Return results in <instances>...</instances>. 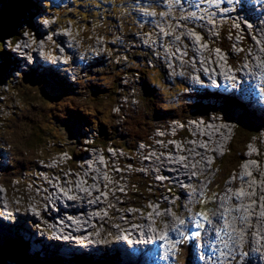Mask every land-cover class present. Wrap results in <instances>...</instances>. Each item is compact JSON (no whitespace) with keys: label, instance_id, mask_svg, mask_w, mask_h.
<instances>
[{"label":"rangeland","instance_id":"obj_1","mask_svg":"<svg viewBox=\"0 0 264 264\" xmlns=\"http://www.w3.org/2000/svg\"><path fill=\"white\" fill-rule=\"evenodd\" d=\"M6 1L7 2L0 0V5H3V3H6L5 4L6 7L7 8L10 7L9 10L16 8V12H17L18 9H21V7H23V4H20V3L16 2L15 0L14 1L6 0ZM34 1H36L35 3H37V6H35L33 9H31L33 15H30L29 12L26 11L27 10L26 9L24 12H20L18 14V16L14 19L16 22V23H14V24H16V27H20L19 32L21 31V37H22L20 43L21 44L23 43V40L25 37L27 38L28 41H32V42L31 43L28 42L29 44H27V43L23 44L22 49L19 47V45L21 46V44L16 45L15 46L16 48H14L12 50L18 51L21 56L23 54L28 56V55H31L33 53V55L36 58L35 63L37 66H39V64L37 63L38 58H40L39 56L45 58L46 55L39 52L38 53L39 56H38V55H36V52L40 51V49H41L40 46H42V43H44V42H41L40 40L33 41L31 38L27 37L28 34H32V31L30 30L31 28L29 26L31 25V27L34 26L35 28H37V30H38L37 32H39L37 34V32L35 31L37 36H39L40 38H43V34L45 33L46 29H48L51 24H56V26L58 28H62L63 30H61L57 33H54L55 32V29H54L52 32H50V40L55 39V37H56L55 35H59L61 33H64L67 35L65 37L66 43L70 46L71 50H73L75 52L78 49L81 50V53H82V54H80L81 59L86 58L83 56V54H85L86 56H91L92 51H90V50H94L93 51L94 54L92 57L96 56V53L102 54V53H105L107 51L108 61L103 60L104 62L102 64H100L99 66L97 64L96 67H93V68L89 67V68H87L86 72L80 74V82H81L80 85H82V87H84V85H85V87L89 86V85H99V87L102 89L99 96H97V98L92 97V96H87V91L85 89L80 94H77V90H75L72 94L70 87L68 85H67L66 94L64 96L60 95V93H59V95H57V93L55 91H58V90L53 89L47 80L45 82L43 79H39L38 77H37V80H35L33 78H29V79H25V81H24L23 77L19 76L17 79L15 78L13 80L14 82H12V85H13L16 82V80H19L15 86H12L10 82L5 83V80L0 81V83H5V84L0 85L1 86L0 92L2 91L4 94L3 96H0V111H1L0 112V144L4 145L3 148H7L8 149L7 151L15 152V154L20 153L22 147L18 146V148H17L15 146V148H14L13 143L8 144L6 138H8V140L12 139V141L14 142L15 145L17 143L19 144L20 142H22L23 139H24L23 140V143H24L25 140L28 141V133H27L28 130L33 128L32 131H34L37 128V127H32L31 125L38 124L41 127H44L46 134H47V135H45V138L46 137H52L54 140H56V139H58V136L57 137L54 136L53 133L54 134L60 133L59 135L61 137H63V139H65L64 151H69L71 153V156H69V158H71L74 155L73 161H70V162L68 161L69 162L68 166H73V165L75 166V164H76V166L73 167L74 170L71 172V174H69V172L67 170L68 166L66 165V162L64 161L65 158H63L66 154L64 151H62L61 153L54 155V158L58 157L57 159H54L51 162H42V163L38 162L36 165V161L31 160L32 157L34 156V152H32L33 148H30V149H28L29 153H28V156L26 158L28 160H31L27 164L28 168L22 169V170H20V169L17 170L16 175H14V173L11 172V170H9L8 172H4L3 171L4 169L0 170V188H1L0 190L2 191L1 195L4 199L3 201L6 202L5 204L8 205V208L9 207L13 208L14 212L17 214V217H18V219H17L18 224H16L17 222L14 220H13L14 223L10 222L13 224L12 226L8 222L5 223L4 230L0 232V246L5 245L4 243L8 244L11 240H13V238L16 236V233H17V235L20 234L18 232L14 233V231H13L14 228L16 229L18 227V225L22 227V232L25 233L24 236L32 234L31 229L33 230L35 236H38V233L36 234V232L34 231L35 225L33 224L34 222L32 220H34V221L36 220V222L41 220L42 222H44V219L39 215L41 210L34 209L35 205H40V208L42 209V211L46 212V216L51 215L50 213H48V208L50 206L48 200H49L50 194L49 193L44 194V193L40 192L41 190H43L42 188H46L45 185L40 188L38 186L41 184L40 182H42V183H44V181L48 182V185H47V189H48L53 184L60 183L61 179L63 177H71L73 174H78L80 180H86V175L84 176L85 173H83L79 168L84 163L81 162V159H77V161L82 163L80 165H78V163L75 161V155L77 157H80L81 155H83L84 152H86L84 149H82V150L78 149L79 148V146H78L79 141H80V143L84 142V141L80 140L78 138L76 139L72 133L69 134L66 126L64 124L56 121V119L53 116H50L47 120L43 119V117H44L43 115L49 114L50 113L49 111H51V110L53 111V113H55L54 116L65 115L66 113L69 112L67 110L68 106L70 107L71 101H74V100L84 101V103L81 102L82 107H85V108H87V110L92 111L93 114H96L97 110H100L102 113L101 116H99L100 120L104 121V123H106L108 125L111 124L112 127L116 128V130H114V137L110 138L108 145H115V146L116 145H118V146L127 145V146H131V147H135V149H136V150H134V152L132 154L131 153L125 154V153L121 152L120 154L118 153L116 156L112 152V150H114L116 148L115 147L109 148V151L111 152L110 155L112 157L111 161L116 162L117 158H120L119 159L120 161L124 160V161H122V163L125 162L124 164L128 163V165L126 167V170H124L123 173H119L116 169H113V166H112V170L109 169V172H110L109 176H114L115 175L114 173H116L118 176H116V180L115 179L113 180V182H116V184L114 185L115 187L110 186L109 192L111 193L112 198L110 200V203H108L105 211H107L108 207H109L110 209L114 208L116 211H121V212L119 213L118 217L116 216L117 223L115 221L116 220L115 216H112L111 214H109L108 216L110 218V221L109 220H106L104 222L96 221L92 224V225L98 227L99 231L98 232L97 231L92 232L91 236L99 237L100 240L101 239L104 240V239H106V237L108 235L109 236L113 235L112 233H113V230L115 228H119L118 227L120 224L119 219H122L121 221L126 220V215H125V213H127L126 211H128V213L134 212V211H132V208H130V207L127 208L128 205H131V204H133L134 206L139 205L140 208H138V211H135L136 214L139 216L141 214L140 210L142 207L143 208H149V209L151 207L154 208V206L157 204L156 199L161 200V198H162V197H160V194H161L160 192H162V188H163L162 183H155L154 180H153V182H151V178L153 179V176H151V175L149 176L150 172L148 171V169L146 167H144L143 165L139 164V162L141 160H145V159H148L150 157L147 156L146 158L142 159L141 156H138V154H140V153H138L139 152L138 149L140 147L141 148H143V147L141 144H139V143L135 144L133 142L132 134L138 133V132H143V131H146L147 129H151L152 127L158 125L159 123H163L162 125H165V124H167V122H168L167 118L170 115H171L170 117L176 116V117H180V118L188 116V114H181L180 113L182 108H180L178 105H180L182 103L181 97L183 98L184 97L183 95L189 92L186 90V88L195 90V88L192 86L197 87V85L199 84V83L191 84L188 82V78L186 75H184V76H182L181 74L178 75L177 72L173 71L172 68H173L174 64L183 60L182 57L179 56V59L177 58L176 60H173V62H167V57L169 56V59H170V57L172 56L170 50L171 49L175 50V54L177 55L179 48L174 47V46L175 45L181 46V44H179L176 41L177 39L174 40L173 36H170L171 42L169 43V46H170L168 48L169 50H167L163 46L162 39H160L159 37H158L157 41H154V42L148 44V41L151 42V39L154 40V37H151L150 40L144 39V38H147V28H149L148 26H151V24H147L146 27L141 29V35H140L139 40H138L139 42L135 41V39H133L135 36L137 37V29H140L141 27L144 26L143 23H139V21L137 20V17L142 15L144 18L148 17V18H152L153 20H155L154 16H156L158 19L160 17V18H162V22H163V24H165V26H170L171 25L170 23L177 24L179 26L174 27L175 31L177 30L176 32H182L181 27H185V31H187V33L189 34V32H196V31L200 30L197 27L198 25L196 23H198V21H201V20L204 22V25H209L210 27H212V25L210 23L213 22L214 20L211 19L210 17H208V14H209V12L210 13L211 12L216 13V10H210L209 11L207 5H205L201 10H199V8H197V7L192 9L189 5H183L182 9H183V13L185 14V19H182V17L180 16V18L182 19L181 22L184 23L183 24L179 21L180 19L176 15V11L179 12V9L181 8V5L183 4L182 0H181V3L178 0H152L153 3H143V4H146L148 6L147 8H150V12L146 11L145 15H143L145 13V10H143V9L141 10L139 8V6H137L138 1H134V0H98V2L96 0H89V1L88 0H61V2L63 3L62 7H64V9L62 11H59V12H61L60 18L58 19V18L53 17L49 21L50 25L48 26V24H47L48 27L46 28L45 26H43L41 24L43 21V17H40V19H38V16L34 17V14H35L36 10L41 9L40 7L43 8L42 11H40V13L46 14L47 10L44 9V4H47V3L52 2V1L51 0H38V1L34 0ZM197 1L198 2H196V4L200 6L201 0H197ZM83 2H84V4H83ZM246 2H248V1L246 0ZM56 3L58 4V1H56ZM154 3L157 5H154ZM217 3H219V2L217 1ZM217 3L215 2L216 5H217ZM241 3L242 2H240V0H239L238 4H237L238 6L236 8H239L240 10H242L243 3L242 4ZM179 4H180V6H179ZM205 4H206V2H205ZM240 4H241V6H240ZM224 6H226V11L227 10H229V12L231 11V7L229 6L228 3H226ZM7 8H3V10H6ZM147 8H145V9H147ZM243 9L245 10V8H243ZM71 12H73V14H71ZM219 12L221 15H224L223 6L219 8ZM173 14L175 17L172 18L171 16ZM149 16H151V17H149ZM92 18H94V22L91 21ZM138 18H140V17H138ZM191 18H193V19H191ZM241 18L242 19H239V15L235 13V14H232L231 17L227 16V17L223 18V20H219L218 23L213 22L216 26L221 27V28H225V31H227L226 45H228V42L230 43L231 55H229V56L233 60V63L231 62V60H229V63H232L233 66H235V65L239 66L245 60V58H246L245 56L247 53L246 54L244 53L243 55L238 56V51L240 53H242L244 50L243 49L240 50V48L236 51L233 50L234 46H236L235 45L236 41L230 42V36H231L230 32H232V27L236 28V30L242 31L244 34H246V42H248V44L245 43V46L247 47L246 52L251 53L252 50L249 51L250 50L249 47H252V46H250V45L256 44L257 48H259L260 50L263 49L262 51L264 53V40H263L264 28L263 29L260 28L261 24L256 25V29H254V31H256L258 33V35H257V37L253 36L254 38H256L255 39L256 42H255V40L253 41V37H251L249 34V33L252 34V32H251L252 30H249V26L253 25L252 22L249 19H247L245 17V15L244 16L242 15ZM165 20H168V23H166ZM195 20H196V22H195ZM153 22L156 23V21H153ZM260 22L261 21L259 20L258 23H260ZM70 24H73V35H74V37L77 36L79 41H81L82 46L75 39H73V37L72 38L70 37L71 33H69V32H70L71 28H69V29L65 28L64 29L61 26V25H68V27H70ZM185 24H187L188 26ZM152 28L155 32L154 34H156V33L161 34V32L160 31L158 32L157 29H155L154 27H152ZM27 29H29L31 31V33L27 32ZM162 29L168 30L170 28L162 27ZM50 30H52V29H50ZM216 30L219 31L220 29L216 28ZM170 31L172 32L174 30L170 29ZM242 32H241V34H242ZM209 33L210 32L207 31L206 34H209ZM238 33L239 32L237 31L236 34L238 35ZM185 34H186V32H185ZM195 36L198 37V39L200 38L199 35L195 34ZM247 36L250 37V40H248ZM190 37H192V39H195V37L193 36L192 33L190 34ZM201 38H202V36H201ZM102 39H104V40L106 39L105 44L100 43V42H102ZM41 40H43V39H41ZM184 40H185V35H184ZM206 40L207 41L205 42V44L202 41L203 44L207 46L206 49H211L214 52V54L218 53L215 50H213L212 48L208 47L210 45L209 42H214L215 44L219 45L218 43H222L223 39L221 37H218V38H215L213 40V38L209 37V39L207 38ZM178 41H180V40L178 39ZM260 41L262 43L261 47L259 46ZM3 42L5 43L6 41L4 40ZM57 42L59 43V41H57ZM180 42H182V41H180ZM238 42L240 43L241 39H239ZM249 43H251V44H249ZM38 44H39V47H38L39 49L37 48ZM96 44H98V45H96ZM182 45L184 46V48H182V49L189 51V49L186 47L187 46L186 40H185V43L182 42ZM139 46H142V47L144 46V49L142 48L143 51L138 49ZM245 46H243V47L246 48ZM26 48H28V50H29V51H27V53L20 51V50H26ZM104 48H106V49H104ZM148 48L151 51L161 50V53H163V54L158 56L157 53L156 54L154 53L156 56H158V59H155V62H153L154 60L153 61L149 60V58H152V56L148 55V53L144 51V50H148ZM5 49L8 50V43L7 42H6ZM85 50H87V52L83 53ZM196 51L200 52V50L198 48L196 49ZM21 53H23V54H21ZM219 53L221 54V57H222V53L221 52H219ZM184 54H187V52H184ZM15 55L18 59H16L15 56H13L12 51H10V60H11V62L13 61V63L10 64L12 71H13V68H15L14 67L15 64H17V62H15V60L21 63V58H22L17 54H15ZM190 56H193V55H190ZM207 56L209 59H212L211 53H208ZM138 57L147 58V61L150 62V64L152 61V67L155 66V68L151 69V65L149 63H144V67H146V65L148 66L147 68H144L145 73H147L148 70L151 69L148 73L150 76V80L154 82L153 88H154L155 92L157 93V96L155 98L156 106L157 107L164 106V107L171 108V110L168 111L165 116L161 115V114H165L161 111V109L158 111H154L153 110L154 108H152L151 106H148V104L146 103L147 100L142 101L141 106H139L138 112L132 113V112L127 110L128 108H127L126 104H124V106L121 107L118 104L117 99L114 98V95L111 94V92H110L111 91L110 88H111L112 84L114 83V81L115 80L119 81V77L121 79L122 75L124 74V73L121 74L122 72L118 71L117 68L122 67L125 64V66L127 68L131 69L132 68L131 64H133L135 62L134 58H138ZM193 57L194 58H191V59L194 62L196 61V63L192 62L191 59L188 61L190 62V64L196 65L197 60L201 59V57H199V56L198 57L193 56ZM57 58H59V57H55V56L52 57L51 56L52 60L58 61ZM29 59L32 60L31 58H29ZM226 59L223 58V60H226ZM59 60H60L59 63H61V60H62V64H64V65H66L70 62L69 58H63L62 57V58H59ZM0 62H1V60H0ZM59 63H57V64H59ZM21 64L19 65V67L21 66ZM142 65L143 64L136 62V64H134L133 67H141ZM227 65H228V63H227ZM228 67H229V65H228ZM1 69H3V68H2V65L0 64V70ZM204 69L208 70L207 67H204ZM17 71L18 70H14L15 74L18 73ZM179 71H182V68H180ZM183 73H185V70L183 71ZM8 75H9V73H8ZM46 75H48V73L44 74V76H46ZM204 75H205V72H204ZM20 81L25 82V85L23 86V88L18 86V85H20ZM197 81H201L198 76H197ZM215 81H217V80H215ZM133 82H135V80H133L131 82V85ZM45 83H47V84H45ZM63 87H66V86H63ZM77 88H79V86L76 87L75 89H77ZM17 89H19V93H18ZM208 89H212V90H214V92H221V93H222V91H224V90H222V91L216 90L215 87L210 85V86H207L206 89H200L197 92H192L191 98L192 99H198L200 97V99H203V98H204V100L206 99V101L203 103L204 104L208 103V104L207 105H204L202 103L201 104H202V106H205V107L208 106L210 108V110H211L210 117L212 115V116H216V118H218V119L222 118V116H223L222 113L225 109H221L220 107H214V103L218 104V101L212 100V99L209 100V98H211L210 95L214 96L216 94L211 93V92H213L211 90L209 92ZM59 91L61 92L60 88H59ZM113 91L116 93H121V90L116 89L115 87H114ZM227 92H230V91H227ZM229 94H231V96L237 98L238 100L242 101L234 93L231 92ZM225 95L226 94L224 93L223 95H217L216 97H218L219 100H221L222 98L228 97V99H225V101H230V102L232 101L233 103H237V101H235L233 98H231V97L229 98V96H225ZM71 98H73L74 100H72ZM142 98H143V96H142ZM120 99H123V98L120 97L119 100ZM222 102L223 101H221L220 103L222 104ZM44 105H48L47 106L48 112H46V113L42 112L43 111L42 107ZM113 105H114V107H113ZM247 106L249 108L255 110V112L257 111L259 113V115H262L264 117V113L259 112V110L255 109L252 104L247 105ZM217 108H218V110H216ZM212 112H217V113H212ZM157 113H160V115H158ZM16 115H19V116L17 117ZM153 115L155 116V122H154V116ZM8 117L9 118L14 117V118L18 119L16 124H13L12 120L9 121V123H8L6 120ZM32 119H36V120H32ZM151 119H152V121H151ZM170 124H172V123H170ZM230 124L234 125V123H230ZM93 127H94V125H92V128ZM231 128L232 127H229V130ZM261 129H263V131L261 130L262 135H263L262 139H263L264 138V121H263V125H262ZM152 130H154V129L152 128ZM229 130H228V135L225 137L226 141H227L229 135H232V131H229ZM84 132H86V131H83V133ZM233 132L235 133L234 137H238V134L236 133L237 128H235L233 130ZM151 134L152 135L150 136V141L152 138H156L157 131L155 130ZM118 136H124L125 138L121 139ZM45 138L41 139L40 144H37V145L33 144L32 146H39L41 144L43 145L46 142ZM226 141H225V143H226ZM230 141H231V139L229 140V143H230ZM254 141L257 142V140L251 139V141L248 143V145H246L247 142L245 145L248 146V148H249L251 146L250 143L253 142L252 144L254 146V145H256V143ZM181 143H182V141L181 142L176 141L175 144L180 146ZM225 143H224V145H225ZM263 143H264V141H263ZM155 144L156 145L157 144H163V145H165L164 148H169V144H171V143L168 144L166 142H157L156 141L151 145V148L150 147H148V148L144 147L143 149H149L150 153L158 155L159 152L156 153L157 151L153 149V146ZM76 146H78V147H76ZM60 147L62 148V146H60ZM52 148H53V146H51L50 149H52ZM80 149H81V147H80ZM222 149H224V147H221L219 151H221ZM99 151L100 150H98V153H99ZM93 152H95V150H90L88 153H93ZM216 152H218V151H216ZM226 152H229V151H226ZM242 153H243V151H241L240 154H242ZM244 153H245V155L247 154V152H244ZM52 154H54V153H51L50 150L47 149V150H44L43 153L40 155L50 156ZM263 155H264V151H263ZM101 156L102 155H99L97 159H99L101 161V163H102L101 165L103 167V165L106 163L107 158H103ZM238 156H239L238 152L234 153V162L232 161L234 165H235L236 158ZM214 157H215L214 154H212L211 157L208 159L210 161L209 162L210 164H211V162H214V160H213ZM60 158H63V160L61 161ZM2 160H4V164H5L4 168L6 167V170L10 169L11 168V165L9 164L10 159L5 158V159H1V161ZM221 161H224L223 158H219V160H217L216 166H214L211 171H208L207 175L204 177V179L197 184V186H199L200 188L194 187L195 191L198 193V194H196L197 197L207 187V184L212 182L213 179H215L216 176L218 175L219 171L217 168V164H218V162H221ZM255 161H257L258 163L264 164V156H263L262 161H259V160H255ZM87 162L90 163L91 160L87 159ZM135 162L141 166H139L137 169L132 170L131 164L135 163ZM36 166L38 168H43L45 170V172H44L45 178H39L38 181L35 180V177L39 176V173L34 172ZM241 166L242 165H240V168H241ZM13 168H15V167H13ZM65 168L67 170L66 172L64 171ZM223 168H225V165L223 166ZM233 168L234 167L231 168V171L226 175L225 181L220 186V188L223 186V188H222L223 191L221 193H219L218 196L215 197L216 200L214 199V202L212 205L213 211L209 215V220H207L205 222L206 224L210 222L211 216L216 211L215 207H217L219 199L222 197L223 194H225V191L229 187V183L233 180V177H234L233 174L229 177V179H227L228 176L235 170V169L233 170ZM80 171H81V173H80ZM47 173H49L50 175H47ZM52 173H54V174H52ZM57 173H59V176L57 175ZM136 173H138V174H136ZM225 173H227V172H225ZM106 174L108 175V171L104 174V176H106ZM193 174H196V172H193ZM234 175H235V173H234ZM108 181L109 182L111 181L110 178L106 179V182H108ZM2 182L3 183L9 182V189L5 188ZM108 183H106L105 186H107ZM185 183L187 184V182H185ZM191 185H193V184H191ZM122 187H127V190L122 191ZM57 188H58V191L60 190V192H62V189L60 186H58ZM145 189H147V192L149 194L150 193L151 194L149 195L148 193H146ZM156 190H157V192L155 194L154 191H156ZM195 191H194V193H195ZM104 192L105 191H102V193L105 195L106 192L105 193ZM120 192H123V194L120 195ZM167 192L168 191H166L164 194H167ZM37 193L39 195H37ZM126 193H128V194H126ZM244 193L245 192H241L242 195ZM151 195H153V196H151ZM156 196H157V198H156ZM207 196H209V194H207ZM197 197L195 198L193 203H196L199 200L200 197L199 198H197ZM188 199H187V201H188ZM43 202H45V205L43 204ZM122 213H124V214H122ZM192 214H193V208H191L190 206H188V207L186 206L181 211V213L175 215L176 219H178L179 221H184V224L182 225V227H180L181 232H180L179 238L175 241V244L173 246V251H172V255H171L169 264H178V261L175 260V258L178 257L177 248H178L179 244L181 246V241L184 240V238L186 237V234L188 233L189 228L194 227V223L198 222V219H196V213L193 216H192ZM56 215H57V213H56ZM202 215H204V214H202ZM43 217L45 219H47V217H45V214ZM194 220H195V222H194ZM161 222H163V221L161 220ZM106 223L109 224L108 226L110 227V229H107L109 227H107ZM206 224L204 225V230L202 227V232H200V234H204ZM68 225L71 226L70 224H68ZM104 227L107 229L106 232H102V230H101ZM27 229L30 230V232ZM255 235H256L258 241H260V239L262 238V235H260L256 232H255ZM88 236H90V234H88ZM199 237H200V235H199ZM199 237L194 236V239H193L194 242L192 241L190 243V244L193 243V247L190 250V252H191V255L198 254V256L201 257L202 251L199 249V246H200V241L198 240ZM111 239H109V240H111ZM42 241L43 242L46 241L47 243L52 242L51 244H54V245H55V243L60 244L59 242H56V241L53 242L52 240L43 239ZM26 242H28V241H26ZM243 242H245V238H242L239 243H243ZM183 243L185 244V245L183 244V247L188 245L187 241H183ZM32 245H33V243H31V245H30V243L28 242V250L30 252L29 253L30 255L37 256L41 260H45V259L51 260L52 259V257L49 255L50 254L49 249L43 253H34L32 251V248H31ZM33 246H34L33 248L35 249L38 245L36 243H34ZM183 247H180V250L181 249L185 250ZM3 248H5V246ZM108 248L111 249V246L110 247L108 246ZM103 250L104 249H100V252H102ZM243 253H244V255L242 257H240L238 262L235 264H243L244 263L245 259L248 257L249 254H248V251H245L244 249H243ZM53 254H55V253H53ZM223 254L225 255V251L221 252V255H223ZM7 255H10V254L7 253ZM116 255H117V253L113 252V250L110 252H108V250H106L105 252H103L101 254V257L100 256H92L91 254H88V256L85 255L86 257H83V256L76 257L75 259H73L72 264L85 263V262H87L86 259L96 260L93 262L99 261V262H103L104 264H111V263L106 262L105 259H108V257H110V256H116ZM54 256L55 255H53V257ZM61 258L64 259L63 255L61 256ZM65 259H69V258L65 257ZM80 260H82V261L84 260V261L79 262ZM117 261H119V260H117ZM179 261L181 262V264H184L182 260H179ZM62 262L68 263V261H62ZM119 262H118V264H119ZM16 263L18 264V262H16ZM223 263L227 264L229 262H223ZM185 264H186V262H185ZM250 264H254V262H252Z\"/></svg>","mask_w":264,"mask_h":264},{"label":"bare ground","instance_id":"obj_2","mask_svg":"<svg viewBox=\"0 0 264 264\" xmlns=\"http://www.w3.org/2000/svg\"><path fill=\"white\" fill-rule=\"evenodd\" d=\"M56 1H58L59 5L62 4L61 0H55V2ZM217 1L219 3H217ZM238 1L239 0H225L221 4L219 0H201V4L199 6L196 4V2H198L197 0H182L183 4H191L189 6L192 9L197 7L199 10H201L205 5H207L209 11L216 10V13L209 12L208 14V17L213 19L214 23H218L219 20H223V18L227 16L231 17L232 14L235 13L239 15V19H242L241 16H244V14L240 12L242 10L236 8L238 6ZM247 1L248 2H246V0H240V2L243 3V8H245V10L248 12L246 15L247 17H245L251 22L261 24L260 28L263 29L264 0ZM226 3H228L231 7V11L229 12V10H227L228 14L224 13V15H221L219 8ZM40 8L41 9L36 10L35 13L41 11L42 7ZM259 20L261 21L260 23H258ZM196 24L204 25V22L201 20ZM32 28L36 32L38 31L34 26H32ZM55 28H58L56 24H51L46 30L49 31L50 35V32H52ZM254 29H256L255 24L249 26V30L254 31ZM181 30L184 32L185 27H181ZM38 33L39 32H37V34ZM242 34L244 35L243 32ZM55 36V39L59 41V43H63L64 41L66 42V34L61 33ZM185 40L187 41L186 47L189 49L187 52L189 54L195 53L201 57V59L198 60L196 65H192L185 60H181L174 64L172 68L174 72H177L178 75H186L188 82L191 84L199 83L201 85H211L219 91H230V93L232 92L237 95L247 105L252 104L255 109L264 113V53L262 50L257 48L256 44L253 45L249 43L251 44L250 46L254 47L251 53L246 52L247 54L245 56V60L239 66L235 65L233 66V69H230L227 63L223 60V57H221V54L219 52L214 54L211 49H206L207 46L204 45L202 41H196V39H192L188 33L185 34ZM248 40H250V37H248ZM24 41L27 43L32 42L28 41L25 37L23 43H20L21 46L19 45L21 49L23 44H25ZM176 41L181 44V48H184L182 42L178 41V39ZM240 43L243 46H245V43L248 44V42H246V34L245 38L241 39ZM38 47L39 44L37 45V48ZM197 48L200 50V52L196 51ZM20 51L27 53L29 50L26 48V50ZM77 51L81 53L80 49ZM208 53H211L212 59L208 58ZM100 56L108 61L107 51L100 54ZM57 59L60 62L59 58ZM75 60L79 59L76 57ZM153 60L155 61V59ZM16 62L17 64H15L14 67H19L21 63L18 61ZM167 62H171L169 56L167 57ZM204 67H207L208 70L205 71ZM180 68H182V71H179ZM184 70L185 73H183ZM197 76L201 81H197ZM133 84L134 82L132 85ZM256 114L259 115L257 111ZM176 119L177 118H171L167 122L166 126ZM206 121L207 120H205L204 123L198 122L194 126H190L193 132L191 134L188 133V139L186 141L182 140L180 146L177 144H169V148H164V143L157 145L155 144L153 149L157 151L156 153L159 152L158 155L150 153L149 149H143L141 147L138 149V153H140H137L138 156L143 154L150 157L148 159L141 160L139 164L148 169L150 172L149 176H153L156 173L157 175L163 177L164 180L162 190H164V187L166 186L170 188L169 190H166L168 191L167 193L169 195L167 197H162L161 200L156 199L157 204L154 206V208H146L148 210L147 215L140 214L138 216L135 211L131 213H125L126 220L121 221L122 219H119V228H115L114 230L112 229L113 235H108L106 237L107 240L100 243L99 246H111L112 242H108V240L112 237L118 238L120 235V230L122 229L124 231L125 237H129L128 233H126L123 227L126 226L128 222H137V226L139 227L138 234L143 235L147 239H153L154 241L152 243L154 245L150 246L149 252L143 253L140 259L132 264L170 263L169 261L172 255L173 246L175 241L179 238L181 232L180 227H182V224L180 223L181 221L176 219L175 215L179 214L180 211H182L186 206L188 207L190 203V197L195 191L194 187H198L197 184L204 179L208 171L212 170L213 165L209 163L210 161L208 159L216 151H219L221 147H225V137L228 135L229 127H236L235 124L231 125L230 123L232 122L229 123V121H227L225 118H210V123L208 124L205 123ZM261 130L263 131V129ZM252 143L253 142L250 143L251 146L249 145V148L247 146V154H244L245 157L240 164L242 165L241 168L239 165V167L234 172H232L234 176L233 180L229 183V187L225 191V194H223L219 199L218 205L215 207V213L211 216L210 222L205 226L204 234H200V237L198 238L200 241V246H198L202 251L201 257L198 256V254H193L187 260L186 264H224L223 262H229L227 264H235L238 262L239 258L244 255L243 249L248 251L249 254L244 261L245 264H250L252 262H254V264H264V164L258 163L255 160L251 161V153L253 151L256 152ZM255 143L257 144V142ZM262 146L264 147V143H262ZM3 155L5 156V154ZM99 155H102L101 157L106 158L104 154L98 153V150H95L93 153H88L86 151L80 156L81 160L82 157H87L88 160H91L90 164L93 166L92 168H88L85 164H83L79 167L83 173L88 174V176H86V180H80L78 174H73L71 177H63L60 183L53 184L48 189V182H40L41 184L38 185L40 188L44 185L46 186V188H42L43 190L40 192L44 194H50L48 201L51 207L49 206L48 213L51 215L46 216L45 214V217H47V220L53 221V225L51 223L46 225L41 220L37 221L41 228L39 229L40 232H42L41 230L47 231V233L53 232L54 236H56L57 233L79 231L82 232L80 236H82V238L85 240L87 237H89L87 235L90 234V241L95 243L94 237L91 236L92 232L90 233L88 228L96 221H110L108 216L109 214L115 216V218L116 216L118 217L121 211H116L114 208L109 210L111 213L105 211L112 198V195L109 192L110 186H114L116 184V182H113V180H116V176L118 175L114 173V176H109V169L111 166H109L107 169H102V163L99 159H97ZM4 156L2 157L4 158ZM109 156L111 157V155ZM2 157L0 156V161ZM262 159L263 156L259 159L256 158V160L259 161H262ZM213 160H215V157ZM104 165H107V160ZM107 171L108 175L106 174V176H104ZM193 172H196V174H193ZM47 175L50 174L47 173ZM107 178H110L111 180L110 182L108 181L109 183L106 182ZM185 182H187L188 185ZM106 183H108L107 186H105ZM183 184H185L186 187H183ZM58 186L61 187L62 192H60V190L58 191ZM174 190L175 192H178L175 193ZM102 191H105L108 196L104 195ZM156 192L157 190L154 193L156 194ZM241 192L245 193L242 195ZM177 194L178 198L181 200L177 202V205H173L174 201L172 199L175 198ZM37 195L39 194L37 193ZM60 199H62V201H66L65 207L60 204ZM34 209H39V205H35ZM53 216L56 221L53 219ZM161 220L163 222H161ZM4 228L5 224H2L0 221V232L3 231ZM82 228L86 230L82 231ZM17 231H19V229H16L14 233ZM254 231L262 235L260 241H258ZM162 237L163 239H161ZM26 238L33 242L39 241L45 251L48 249L50 250V256L53 253H57L61 256L63 255L64 259L65 257L69 258L65 259L68 262L78 256H88V253L74 249L69 244L55 243L54 245L51 244L52 242L47 243L46 241L43 242V239H36L33 232L32 234L27 235ZM242 238H245V242L239 243ZM44 239L50 240L48 238ZM124 242V239L120 241L121 249L114 244V249H104L102 252H100V249H96L94 253H91V255L101 257V254L106 250H108V252L113 250V252L117 253V255L110 256L108 259L117 258L116 260L120 261H118L119 264H126L127 261L124 257L127 255L126 251L129 252V250L128 248L124 250L122 247ZM35 251V253H41V250L38 246L35 248ZM123 251L126 253V255L122 254ZM222 251H225V255H221Z\"/></svg>","mask_w":264,"mask_h":264},{"label":"clouds","instance_id":"obj_3","mask_svg":"<svg viewBox=\"0 0 264 264\" xmlns=\"http://www.w3.org/2000/svg\"><path fill=\"white\" fill-rule=\"evenodd\" d=\"M3 1H5V0H3ZM32 2H33V5H32V7L30 8L29 7V10H31V9H33L35 6H37V3H35L36 1H34V0H31ZM52 2H49V3H47V4H44V9H46L47 10V12H46V14H44V13H40V11L39 12H37V13H35V15H34V17H36V16H38V19H40V17H43V21H42V25L43 26H45L46 28L50 25V23H49V21L54 17V18H60V13L61 12H59V11H62L63 9H64V7H62V5H63V3L61 4V5H59V4H57L56 2H55V0H51ZM89 1V0H88ZM97 2H98V0H96ZM134 1H138L137 2V6H139V8L142 10H145V13L143 14V15H145L146 14V11H149L150 12V8H147L148 6L146 5V4H143V3H153L152 2V0H134ZM178 1H180V3H181V0H178ZM219 1H222V0H219ZM20 4H22L21 3V1L19 2ZM6 4V3H5ZM135 4V3H134ZM154 5H157V4H155L154 3ZM183 5H187L186 3H184V4H182L181 5V8L179 9V12H177L176 11V15H177V17H179V21L181 22V20L182 19H185V14L183 13ZM189 5H191V4H189ZM41 6V5H40ZM224 6V5H223ZM225 7V6H224ZM145 8H147V9H145ZM43 9V8H42ZM42 11V10H41ZM50 11V12H49ZM162 11V10H161ZM242 11H244V13L242 12ZM242 13L244 14V15H247V11H245L244 9H242ZM71 14H73V12H71ZM48 16H51V17H48ZM180 16L182 17V19L180 18ZM138 17H140V18H138ZM137 17V20L139 21V23H143L144 24V26L143 27H141L140 29H137V37L135 36L133 39H135V41H138L139 40V37H140V35H141V29L142 28H144V27H146V25L147 24H150V23H154L153 21H156V23H154V24H151V26H148L149 28H147V38H144V39H146V40H150V38L151 37H154V40L153 39H151V42H149L148 41V44H150V43H152V42H154V41H157V39H158V37L160 38V39H162V44H163V46L167 49V50H169L168 48L170 47L169 46V43L171 42L170 41V36H173L174 37V40L175 39H179L180 41H182L183 43H185V40H184V35H185V32L187 33V31H184V32H176L175 31V28L174 27H178L179 25H177V24H172V23H170L171 25L170 26H165V24H163V22H162V18H160L159 17V19L156 17V16H154V19L155 20H153L152 18H144L142 15L141 16H138ZM172 18L173 17H175L174 16V14L171 16ZM92 22H94V18H92V20H91ZM166 21V23H168V20H165ZM237 22V21H236ZM38 23V22H37ZM181 23H183V22H181ZM47 24H48V26H47ZM184 24V23H183ZM211 25H212V27H210L209 25H206V27H203V25H198L197 27L200 29V30H198V31H196V32H189V35L192 33L193 34V36L195 37V39L196 40H200V41H203L204 42V44H205V42L207 41L206 39L208 38L209 39V37H211V38H213V40L215 39V38H218V37H221L222 39H223V36H224V34L227 32V31H225V28H221V27H218V26H216L213 22H211L210 23ZM185 25H187V24H185ZM64 29L65 28H71L70 29V32L69 33H71V38L73 37V39H75L81 46H82V44H81V41H79V39L77 38V36H75L74 37V35H73V24H70V27H68V25H61ZM188 26V25H187ZM31 29V31H32V34H28V36L27 37H29V38H31L33 41H35V40H40L41 42H44V43H42V46H40L41 47V49H40V51H37L36 52V55H38V53L40 52V53H43V54H45L46 55V57L45 58H43V57H41V56H39L40 58H38V60H37V63L39 64V66H37L36 65V63H35V56L33 55V53L31 54V55H28V56H26L25 54H23V53H21V54H23L22 56L20 55V53L18 52V51H15V50H12V49H14V48H16L15 46L16 45H19L20 44V42H21V39H22V37H21V34L19 35V37L16 39V40H11V39H8V38H5L4 40L8 43V50L7 51H9V53H10V51H12V54H13V56H15V58L16 59H18L17 57H16V55L15 54H17V55H19L20 57H22L21 58V66L20 67H15V68H13V71H12V68H10L9 70H8V73H9V75H8V73H7V76L5 77V83H7V82H9L10 81V83H11V85H12V82H14L13 80L16 78H18L19 76H21L22 77V75H23V73H29V72H32V73H34L35 72V74H37L38 75V78L39 79H43L45 82H46V80L49 82V84L50 85H52V86H54V87H56V88H60L61 89V93H62V95L64 96L65 94H66V90H67V85L70 87V90H71V93L73 94V92L75 91V90H77V94H79V92L78 91H81V93L83 92V90H80V88H77V89H75L76 87H78V86H80V74H82V73H84V72H86L87 71V68H93V67H96V65L98 64V66L100 65V64H102L104 61L103 60H105L103 57H101L100 56V53H96V56H94V57H92L93 56V51L94 50H90V51H92V54H91V56H86L85 54H83V56L84 57H86V58H84V59H81L80 58V54H82V53H80L79 51H77V52H75V51H73V50H71V48H70V46L64 41L63 43L62 42H60V43H58L57 42V40L56 39H53V40H50V35H49V32L46 30L45 31V33L43 34V37L44 38H40L39 36H37V34H36V32H35V30H33V28L31 27V25L29 26ZM152 27H154L155 29H157L158 30V32L160 31L161 32V34H158V33H156V34H154L155 32H154V30H153V28ZM162 27H167V28H170V29H172V30H174V31H170V29H168V30H164V29H162ZM20 28V27H19ZM216 28H218V29H220L219 31L218 30H216ZM29 29H27V32H29V33H31V31H30ZM61 30H63L62 28H55V32L54 33H57V32H59V31H61ZM139 31V32H138ZM207 31H209L210 33L209 34H206L207 33ZM237 31L239 32L238 33V35L236 34L237 33ZM241 32L242 31H239V30H236V28H233L232 27V32H230V42H235V45L236 46H234V49L233 50H238L239 48H240V50L241 49H243L244 51L242 52V53H240L239 51H238V56H240V55H243L244 53L246 54V50H247V47L246 48H244L239 42H238V40L239 39H244L245 38V34L243 35V34H241ZM252 32V34L251 33H249L250 34V36L251 37H253V36H255V37H257V35H258V33L256 32V31H251ZM135 33V32H134ZM136 34V33H135ZM195 34L196 35H199V37L201 38V36H202V38L201 39H198V37H196L195 36ZM53 35V34H52ZM41 39H43V40H41ZM256 38H254L253 37V41L255 40ZM106 40V39H105ZM104 39H102V42H100V43H102V44H105V41ZM143 40V39H142ZM244 41V40H243ZM6 42L4 43V47H6ZM139 42V41H138ZM255 42H256V40H255ZM24 43H27L26 41H24ZM27 44H29V43H27ZM208 44V43H207ZM209 48H212L213 50H215L216 52H221L222 53V57L224 58V59H226V60H224L225 62H227L228 63V65H229V68H231V69H233V60L230 58V56L229 55H231V51H230V43L228 42V45H226L225 44V46H222V43H218L219 45H217V44H215L214 42H209ZM217 45V46H216ZM105 46V45H104ZM259 46L261 47L262 46V43H261V41H260V44H259ZM174 47H178L179 48V51L177 52V55L175 54V50H173V49H171L170 50V52H171V57H170V61L171 62H173V60H175V59H179V56L180 57H182V59L183 60H185V61H187V62H189L188 60H190L191 58H194L193 56H197L198 57V55H196L195 53H193V54H189L186 50H184V49H182L181 48V46L180 45H175ZM142 48L144 49V46L142 47V46H139L138 47V49H140V50H142ZM252 48L253 47H249V51H251L252 50ZM104 49H106V48H104ZM263 50V49H262ZM143 51V50H142ZM145 52H147L148 53V55H151L152 56V58H149V60H152L153 61V59H158V56H160L161 54H163V53H161V50H158V51H151V50H149V48H148V50H144ZM18 52V53H17ZM87 52V50H85L83 53H86ZM184 52H187V54H184ZM157 53L158 54V56H156L155 54ZM182 55V56H181ZM190 55H193V56H190ZM51 56H55V57H59V58H69V59H71V62L70 63H68V64H66V65H63L62 63H60V65L59 64H57L59 61H55V60H52L51 59ZM228 56V57H227ZM78 58L79 60H75V58ZM91 57V58H90ZM29 58H31L32 60H30ZM132 58V57H131ZM136 59V60H135ZM134 60H135V64H136V62H138V63H140V64H143L141 67H132L131 69H129V68H127L126 66H125V64L122 66V67H119V68H117L118 69V71H120V72H122L121 74H123L124 72H133V73H138L139 74V78H140V82H139V84H140V94H139V98H140V106H141V104H142V101H143V99H142V93H143V81H144V79H149L150 80V76H149V71L152 69V68H155V66H153L152 67V64H150V62H148L147 61V58H145V57H138V58H134ZM199 60V59H198ZM198 60H197V62H198ZM229 60H231V62L232 63H229ZM151 61V62H152ZM191 61L192 62H194L192 59H191ZM15 62H16V60H15ZM153 62H155V61H153ZM12 63H13V61H12ZM144 63H149L150 65H151V69H149L148 70V72L147 73H145V69L144 68H147L148 66L146 65V67H144ZM190 63V62H189ZM194 63H196V61L194 62ZM0 64H1V62H0ZM235 64V63H234ZM24 69H23V68ZM14 70H18L17 72V74H15V72H14ZM142 70H144V72L142 71ZM204 70H206V69H204ZM207 71V70H206ZM45 73H48V75H46V76H44V74ZM15 74V75H14ZM34 74V75H35ZM120 74V75H121ZM12 77V78H11ZM55 77H58V78H61V80L62 81H64L65 82V86L66 87H64L63 88V86H61V85H59L56 81H55ZM3 80V81H4ZM120 77H119V81H117L116 80V83H115V87H116V89H119L120 87H121V85H120ZM19 80H16V82L12 85V86H15L16 84H17V82H18ZM151 81V80H150ZM5 83H0V85H2V84H5ZM45 84H47V83H45ZM185 85V84H184ZM186 86V85H185ZM192 87H194L195 88V90L194 89H187L186 88V90L187 91H189V92H197V91H199L200 89H206V87H207V85H201V84H198L197 85V87H195V86H192ZM210 90L211 91H213V92H211V93H213V94H216V95H214V96H217V95H223L224 93L226 94L225 96H227L230 92H227V91H222V93L221 92H214V90H212V89H208V91L210 92ZM221 93V94H220ZM210 95V94H209ZM211 96V98H209V100H211L212 99V97H214L213 95H210ZM114 97L117 99V102H118V98H119V93H116L115 92V94H114ZM181 97V96H180ZM230 98V97H229ZM181 99H182V97H181ZM225 99H228V98H222L221 100H217L218 101V103H220L221 101H225ZM212 100H216V99H212ZM231 106H233L232 105V101L230 102V101H227ZM222 103H224V102H222ZM116 104V103H115ZM237 104V103H236ZM113 107H114V105H113ZM234 107V106H233ZM236 108V107H235ZM136 112H138V110L137 111H135V112H133V113H136ZM212 113H217V112H212ZM210 114H211V110H209L207 113H205V114H200V115H196V116H185V117H182V118H177L175 121H173L172 122V124H169L168 126H166V124L165 125H162L163 123H161V124H158V125H156V126H154L153 127V129H155L156 131H157V135H156V138H152L151 139V141H150V138L148 139V140H143V142H139V144H141L142 145V147L144 148H148V147H150L151 148V145L154 143V142H166V143H171V144H175L176 143V141H182V140H184V141H186L187 139H188V133H192L193 132V130L190 128V126H194L195 124H197L198 122H201V123H204V121L205 120H207L205 123L206 124H208V123H210L209 121H210V118H215L216 116H212L211 115V117H210ZM252 114V113H251ZM255 116H258V115H256V114H252V119L254 120V118H255ZM176 117V116H175ZM222 118H225L224 116H222ZM259 118V117H258ZM220 119V118H219ZM167 120H168V118H167ZM227 121H229V122H232V123H234L235 125H236V127L235 128H238V124L236 123V121H233V120H227ZM254 123V122H253ZM255 124V123H254ZM256 126H257V132L254 134V135H252V137L251 138H253V139H255V140H258L257 141V144L256 145H254V149L256 150V152H252L251 154H252V159H251V161H253V160H256V158H260V157H262V156H264L263 155V151H264V147L262 146V143H263V139H262V131H261V128H262V122H261V120H260V122H258V123H256L255 124ZM95 127V126H94ZM93 127V128H94ZM93 128H92V125L90 126V128H86V132L85 133H87V135L86 136H83V141L84 142H81V144L79 145V148L78 149H80V146H81V149H84L85 151H87V152H89L90 150H100L99 152H103L104 153V155L106 156V158H107V162H109V164H110V166H111V168H110V170H112V166H113V169H116L119 173H123L124 172V170H126V167H127V165H128V163L127 164H124L125 162H123L122 163V161H124V160H119L120 158H117V161L115 162V161H111V158L112 157H110L109 155L111 154V152L109 151V148H111V147H115L116 149H114V150H112V152L114 153V155H116L117 156V154L119 153H125V154H132L133 152H134V150H136L135 149V147H131L132 148V150H130V148H124V147H120V146H115V145H101V144H96L95 143V138H93L91 135L93 134V133H95V131L93 130ZM235 128H231L229 131H232V135H229V137H228V139H227V141H226V143H225V147H224V149H222L221 151H218V152H215L214 153V156H215V160H214V162H211V164L213 165V167L214 166H216V163H217V160H219V158H224L227 154H229L228 152H226V151H229V149H230V147H231V144H232V142H233V140H234V132H233V130L235 129ZM154 130H152L151 131V133L153 132ZM151 136V135H150ZM90 137V138H89ZM232 137V138H231ZM231 139V141H230V143H229V140ZM249 140H250V138L247 140V144L246 145H248V142H249ZM138 145V144H137ZM245 145V146H246ZM3 146L4 145H1L0 144V156L2 157V156H4L3 154H5V156H4V158L2 157V159H5V158H9L10 159V157H9V155H8V153H7V148H3ZM89 146V147H88ZM78 147V146H77ZM241 151H243V152H247V148L246 147H244ZM65 152V156L63 157V158H65V162H66V165L68 166L69 165V162L70 161H73V159H74V155L71 157V158H69V156H71V153L69 152V151H64ZM72 152V151H71ZM261 152H262V154H261ZM61 153V152H60ZM59 154V153H58ZM240 155V154H239ZM141 156V158L142 159H144V158H146L147 157V155H140ZM76 155H75V161L78 163V165H80V164H82L81 162H83V159H85L86 157H82V160H81V162H79V161H77V159H80V157H77V159H76ZM58 158V157H57ZM57 158H54V155H52V156H50L47 160H43V161H39V163L41 162H50V161H52V160H54V159H57ZM63 158H60L61 159V161L63 160ZM59 159V160H60ZM237 159V158H236ZM222 160V159H221ZM10 161V160H9ZM69 161V162H68ZM68 162V163H67ZM129 162V161H128ZM0 163H3V165L5 166V164H4V160L3 161H0ZM118 164H119V166H120V168H115V166H118ZM122 164V165H121ZM62 165V164H61ZM75 166H76V164H75ZM74 165L73 166H68V168H67V170H68V172H69V174H71V172L74 170V168L73 167H75ZM139 166H141V165H138V164H135V163H132L131 164V169L133 170V169H137ZM212 167V168H213ZM66 170V168H65V172L67 171ZM233 170H234V168H233ZM34 172H37V173H39V176L38 177H35V180H37L38 181V179L39 178H45V175H44V169L43 168H38V167H35V171ZM62 173V172H61ZM68 174V175H69ZM136 174H138V173H136ZM57 175L59 176V173H57ZM232 175V173L228 176V178L227 179H229V177ZM153 180L155 181V183H162V186H163V177H161L160 175H157L156 173L153 175V179L151 178V182H153ZM213 181H214V179H213ZM213 181L212 182H210V183H208L207 184V187L202 191V193L197 197V195L196 194H198L197 192H195L191 197H190V203H189V205L188 206H190L191 208H193V214H192V216L195 214V212H197V210H196V206L201 202V200L204 198V196H206V194H209L208 192H209V189H210V186L212 185V183H213ZM130 182V181H129ZM183 187H186V185L185 184H183L182 185ZM198 188H200L199 186H198ZM222 188H223V186L221 187V188H219L218 189V192H216V196H218V194L219 193H221L223 190H222ZM170 188H168L167 186L166 187H164V190H162V191H166V190H169ZM125 190H127V187H122V191H125ZM155 192V191H154ZM174 192H175V190H174ZM178 191H176L175 193H177ZM105 193V192H104ZM165 192H162L161 194H160V197H167L169 194L167 193V194H164ZM123 194V192H120V195H122ZM126 194H128V193H126ZM151 194V193H150ZM105 195L106 196H108V194L107 193H105ZM199 198V200L196 202V203H193V201L195 200V198ZM156 198H157V196H156ZM173 201H174V203H173V205H177V202L178 201H180L181 199L180 198H178V194L176 195V197L175 198H173L172 199ZM215 200H216V198H215ZM155 201V200H154ZM213 202H214V200H213ZM213 202H212V204L210 205V207L208 208V209H206V210H204V215H203V217L205 218V220L204 219H202V220H198V222L197 223H195V224H197V225H203V229H204V225H205V222L207 221V220H209V215L211 214V212L213 211L212 210V205H213ZM43 204L45 205V203L43 202ZM6 206H7V208H8V205L7 204H5ZM42 205V204H41ZM128 207H130V208H132V211H138V208H140V206L138 205V206H134L133 204H131V205H128L127 206V208ZM1 208H3V207H1ZM9 209V212L10 213H12V218L9 220V219H7L6 218V216H10L8 213H4L6 216H4V215H1L0 216V221L2 222V224L4 223H6V222H8L9 223V221L10 222H12V223H14L13 222V220L14 221H16L17 223L16 224H18V217H17V214L14 212V210H13V208L12 207H9L8 208ZM211 209V210H210ZM39 210H42L41 208H40V205H39ZM109 210H110V208L108 207V213H109ZM171 210V209H170ZM202 210V211H203ZM2 211L4 212V210L2 209ZM141 212V214H145V215H147L148 214V210L146 209V208H141V210H140ZM209 211V214L207 213ZM126 212H128V211H126ZM180 213H181V211H180ZM46 214V213H45ZM122 214H124V213H122ZM208 214V215H207ZM207 215V216H206ZM191 216V217H192ZM6 219V220H5ZM43 219H44V217H43ZM33 221V220H32ZM116 221V223H117V219L115 220ZM34 222V221H33ZM12 223H9L11 226L13 225ZM34 225H35V223H33ZM46 224V223H45ZM108 223H106V225H107ZM135 224V222H132V223H129L128 222V226H131V227H123L124 229H125V231L126 230H132V229H134V228H136L137 229V232H135V234L136 233H138L139 232V227L136 225V227H132V226H135L134 225ZM138 224V223H137ZM109 225V224H108ZM107 225V227H109ZM111 226V225H110ZM39 227H40V225H39ZM35 228H36V225H35ZM96 229H98V227H95ZM17 229H19V231H17L18 233H20V234H18L17 235V233H16V236L13 238V240L15 239V238H18L20 235L22 236V238H23V240H25V238H24V236L22 235V233L24 234V232H22V227L21 226H19L18 225V227H17ZM104 229H106L105 227L104 228H102L101 230H104ZM107 229H110V227L109 228H107ZM28 230V229H27ZM193 229L192 228H189V231H188V233L186 234V239L184 238V240H182L181 241V245H182V247H183V241H187V243H188V245L186 246V247H189L190 246V243L193 241V239H194V235H193V233H200V232H202V227H196L193 231H192ZM29 232H30V230H28ZM31 231L33 232V230L31 229ZM35 231V230H34ZM98 231H99V229H98ZM121 231H123V229L122 230H120V232ZM69 232V231H68ZM96 232V231H95ZM34 233V232H33ZM49 233V232H48ZM49 234H54V233H49ZM185 237V236H184ZM45 238H48V239H50V240H52V238L51 237H45ZM99 238V237H98ZM13 240H11L9 243H11ZM105 241L107 240V239H104ZM118 240V238H112L111 240H109L108 242H115V241H117ZM25 241H28L29 243H30V241L29 240H25ZM52 241H56V242H61L60 240H55V239H53ZM105 241H103V242H105ZM194 242V241H193ZM8 243V244H9ZM7 244V243H6ZM5 244V245H6ZM7 244V245H8ZM39 246V248H40V250H41V253H43V252H45V250L42 248V245H41V243H40V245H38ZM110 247V246H109ZM114 247L115 246H112L111 245V249H114ZM118 247V246H117ZM124 249H125V247H127L128 248V250H129V252H127L126 251V253H127V255H126V253L123 251V253L122 254H124V255H126L124 258L126 259V261L127 262H130L131 264L132 263H135L136 262V260H134L133 262H131V260L133 259V258H138L137 260H139L140 259V257H141V255L143 254V253H145V252H149V250L148 251H143V252H141V253H139L138 255H136L135 254V251H132L131 250V247L128 245V244H125V245H123L122 246ZM108 248V246H106V247H104V248H100V249H107ZM183 248H185V247H183ZM43 249V250H42ZM109 249V248H108ZM121 249V248H120ZM85 251L84 252H86L87 253V249H84ZM126 250V249H125ZM177 251H178V259L177 258H175V260H177L178 261V264H181V262L179 261V260H182L183 261V263H185V260H186V258H187V256H188V253L187 252H182L181 250H180V244H179V246H178V248H177ZM28 252H29V250H28ZM95 251H93V252H89L88 254H91V253H94ZM30 253V252H29ZM35 253V252H34ZM57 258H59V259H61V256L60 255H58L57 253H55L54 254ZM54 256V257H55ZM47 260H49V259H47ZM174 260V261H175ZM94 261V260H93ZM173 262V261H172ZM127 264V263H126ZM137 264V263H136Z\"/></svg>","mask_w":264,"mask_h":264},{"label":"trees","instance_id":"obj_4","mask_svg":"<svg viewBox=\"0 0 264 264\" xmlns=\"http://www.w3.org/2000/svg\"><path fill=\"white\" fill-rule=\"evenodd\" d=\"M12 1H14V0H12ZM15 1L18 3H19V1H21V3L23 4V7H21V9H18L17 12H16V8H14L12 10H8V11L0 10V60H1L2 68H3L0 70V81L5 79V77L8 73V70L11 68L10 64L12 63L10 60V53H9V51H7L5 49L3 41L5 38L11 39V40H13V39L16 40L19 37V35L21 34V31L19 32V27H16V24H14V23H16L14 19L18 16V14L20 12H24L27 9L26 11H28L30 15H33L32 11L29 10V7L31 8L33 5V2L31 0H15ZM5 2H7V1L5 0ZM83 4H84V2H83ZM226 35H227V32L223 36L222 46H225V44H226ZM134 64H135V62L133 64H131V67H133ZM142 71L144 72V70H142ZM34 74H35V72L34 73H32V72L23 73L22 77H23L24 81H25V79H29V78H33V79L37 80L38 75L37 74L34 75ZM24 81L23 82L20 81V85H18V86L23 88V86L25 85ZM55 81L59 85L65 86V82L62 81L61 78L55 77ZM115 82H116V80L114 81V83L112 84V86L110 88V90H111L110 92L113 95L115 94V92L113 91V89L115 87ZM153 84H154L153 81H150L149 79H144V81H143V94H142L143 98L142 99H143V101L147 100L146 103L148 104V106H151L152 108H154L153 109L154 111H158L161 109V111L163 113H165V114H161V115L165 116L167 114V112L171 110V108L164 107V106H162V107L156 106L155 98L157 96V93L155 92V90L153 88ZM50 86L53 89L58 90V91H55L57 93V95H59V93H60V95H62V93L59 91L58 88H56L52 85H50ZM79 88H80V90L85 89L87 91V96H92L95 98H97V96H99V94L102 90L99 87V85H89L86 87H85V85H84V87H82V85H80ZM17 91L19 93V89H17ZM78 92H79V94L81 93V91H78ZM0 96H3L2 91L0 93ZM183 96L184 97L182 98V101H181L182 103L180 105H178L180 108H182V110L180 111L181 114H188V116H196V115H200V114H205L210 110V108L208 106L207 107L202 106V104H204L203 102H205L206 99L205 100H204V98L200 99V97L198 99H192L191 98V96H192L191 92H188V93L184 94ZM227 96H229V97L233 98L235 101H237V104L232 103V105L234 107L231 106L227 101H223L224 103H222V104L221 103H218V104L214 103V107H220L221 109H225L222 114L226 120L236 121V123L238 124L237 132H236L238 134V137H234V140H233L231 147L229 149V152H228L229 154H227L223 158L224 161L218 162V164H217V168H218L219 173L216 176V178L214 179L212 185L210 186V189L208 192L209 196H207V194H206V196H204V198L201 200V202L196 206L197 212H195V213H196V219H198V220H202V219L205 220L206 217L204 218L202 214H205L204 210L208 209L210 207V205L212 204L213 200L216 197V192H218V189L220 188L221 184L226 179V175L231 171L232 167H234V169L236 170L239 167V165L241 164V161L244 159L245 153L244 152H243L244 154L243 153L240 154V153L244 147H247V146H245L247 140L250 138V140H249V142H250L251 139H253V138H251L252 135H254L257 132V126L255 124L260 122V120L263 124V121H264V117L262 115L255 116V118L253 120L252 114H256L255 110L249 108L247 106V104L243 103L242 101L238 100L237 98H235L231 95H227ZM226 98H228V97H226ZM71 99L74 100L73 98H71ZM212 99L219 100L218 97H216V96L212 97ZM81 102L84 103V101H79V100L71 101V106L70 107L68 106V108H67V110L69 112L66 113L65 115L54 116L55 113H53V111L51 110V111H49L50 112L49 114L43 115L44 116L43 119L47 120L50 116H53L56 119V121H58V122H60L66 126L69 134L72 133L76 139L78 138L80 140L83 139V136L87 135V133H85V132L83 133V131H87L86 130L87 127L90 128L91 125H94V126L97 125L96 127L93 128V130L95 131V133H93V134H95V135H91V136L93 138H95L96 144H101L104 146L107 145L108 142L110 141V138L114 137V130H116V128L112 127L111 124L108 125V124L104 123V121L100 120L99 116H101V114H102L100 110H97L96 114H93L92 111H89V110H87V108L82 107ZM207 104L208 103H206L204 105H207ZM47 106L48 105H44L42 107V109H43L42 112H44V113L48 112ZM216 110H218V108ZM157 114L160 115V113H157ZM16 116L18 117L19 115H16ZM170 116L168 117L167 121H169L171 118H179V117H174V116L170 117ZM6 120L8 123H9V121L12 120V123L16 124L18 119L14 118V117H12V118L8 117ZM32 120H36V119H32ZM151 121H152V119H151ZM154 122H155V116H154ZM159 124H161V123H159ZM31 126L37 127V128L34 131H32L33 128L28 130V132H27L28 133V141L25 140L24 143H23V140H24L23 139L22 142H20L19 144L17 143L15 145L14 142L12 141V139L8 140V138H6L8 144L13 143L14 148H15V146L17 148H18V146H21L22 148H21L20 153H17V154H15V152H13V151L12 152L7 151L8 155L10 157L9 164L11 165V168L6 170V167L4 168L3 163H0V165H1L0 170L4 169L3 170L4 172H8L9 170H11V172H13L14 175H16L17 170H19V169L22 170V169L28 168L27 164L31 160L36 161V165H37V163L39 161L47 160L50 156L64 151L65 139H63V137H61L59 135L60 133L59 134L53 133L54 136H56V137L58 136V139H56V140H54L52 137H46L45 138V135H47V134H46L44 127H41L38 124H33ZM152 128L147 129L146 131H143V132H138V133L132 134L133 142L136 144L139 142H143V140H148L150 138ZM118 137H120L121 139L125 138L124 136H118ZM43 138L46 139V142L43 145L41 144L39 146H32L33 144L34 145L40 144L41 139H43ZM80 144L81 143L79 141L78 146ZM50 145L53 146L52 149H50L51 148ZM60 146H62V148ZM120 147L130 148V150H132L131 146L123 145ZM30 148H33L32 152H34V156L32 157L31 160H28L26 158H27L28 153H29L28 149H30ZM47 149L50 150V152L54 153V154H52L50 156L40 155L43 153L44 150H47ZM79 150H82V149H79ZM236 152H238L240 155L237 157V159L235 161V165H234L233 164L234 153H236ZM224 165H225V168H223ZM13 167H15V168H13ZM225 172H227V173H225ZM4 183H3L4 187L9 189V182L5 183V184ZM145 192L148 193L147 189H145ZM151 196H153V195H151ZM207 213L209 214V211ZM194 222H195V220H194ZM196 227H197V224L194 223V227H192L193 230ZM4 244H6V243H4ZM4 246H6V245H3V247ZM8 246H9L8 249L10 250V251L8 250V252L10 254L9 256L11 257V259L13 261L18 262V264H72V262H73V260L70 259L71 261H69L68 263H64L62 261L63 260L67 261V260L59 259L56 256L54 258L53 257L54 254L51 255V257H52L51 260L50 259L49 260H47V259L41 260L37 256L30 255L28 252V242L23 240L21 235L18 238H15L11 243H9ZM180 247H182V245ZM192 247H193V243L190 244L189 247L185 246V248H184L185 250L181 249L182 252L188 253V256H187L185 262H187L189 257H191L190 250L192 249ZM75 258H73V259H75ZM83 261L80 260L79 262H83ZM86 261L87 262L80 263V264H104L103 262H99V261L93 262V260H90V259H86ZM94 261H96V260H94ZM105 261L108 263H111V264H118V261L116 259H105Z\"/></svg>","mask_w":264,"mask_h":264},{"label":"built area","instance_id":"obj_5","mask_svg":"<svg viewBox=\"0 0 264 264\" xmlns=\"http://www.w3.org/2000/svg\"><path fill=\"white\" fill-rule=\"evenodd\" d=\"M152 64V62H151ZM135 80L134 84L131 85V82ZM140 78L138 73L133 72H124L120 80L121 93H119L118 104L123 107L124 104L127 105V110L130 112H135L139 109L140 106ZM130 87V88H129Z\"/></svg>","mask_w":264,"mask_h":264},{"label":"water","instance_id":"obj_6","mask_svg":"<svg viewBox=\"0 0 264 264\" xmlns=\"http://www.w3.org/2000/svg\"><path fill=\"white\" fill-rule=\"evenodd\" d=\"M3 8H7L5 3H3V5H0V10H3ZM9 8L10 7H8L7 9L9 10ZM7 9L3 10V11H8ZM8 245H6L5 248H2V246H0V264H16V262L13 261L9 255H7V253H9L8 252V250H9L8 249L9 248ZM9 259H11V260H9Z\"/></svg>","mask_w":264,"mask_h":264},{"label":"snow or ice","instance_id":"obj_7","mask_svg":"<svg viewBox=\"0 0 264 264\" xmlns=\"http://www.w3.org/2000/svg\"><path fill=\"white\" fill-rule=\"evenodd\" d=\"M180 223L183 225L184 224V221H181ZM197 227H203V225H197ZM193 235L199 237L200 233H193ZM186 238L187 237H185V239ZM161 239H163V237Z\"/></svg>","mask_w":264,"mask_h":264}]
</instances>
